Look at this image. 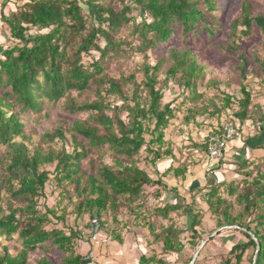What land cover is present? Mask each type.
Masks as SVG:
<instances>
[{
    "label": "trees",
    "instance_id": "trees-1",
    "mask_svg": "<svg viewBox=\"0 0 264 264\" xmlns=\"http://www.w3.org/2000/svg\"><path fill=\"white\" fill-rule=\"evenodd\" d=\"M9 1L4 0L1 5V21L9 28V36L3 35L14 42L6 47L0 43V148H3L0 149V190L4 189L17 204L10 203L7 208L0 204V264H29V255L47 243L68 254L63 264H85V256L74 250L81 238L79 227H70L63 222L65 212L59 216L54 208H39L40 198L48 197L46 184L51 176L44 166L54 165L58 185H74L76 200L71 199V213L78 219L91 213L115 212L123 200L135 203L141 199L145 186L159 184L161 181L153 180L135 160L144 146L147 153L152 154L149 161L152 166L165 157L175 158L169 148L162 152L160 147L155 149L146 140V134L150 132L153 134L151 143L162 146L165 129L174 117L171 104L162 105L163 91L157 87L159 61L154 66L146 63L142 67L144 80L141 83L136 82L134 74L122 78L110 76L105 72L103 61L122 59L129 54L130 48L147 56L148 51L171 43L179 33L189 36L203 21L208 25L204 29L212 34L211 26L214 25L207 20L203 6L207 10L213 9V0H113L109 3L85 0L88 14L81 6V0H26L6 14L4 10ZM137 16L141 18L138 23ZM131 22L136 23L138 46L128 44L120 36L121 30ZM254 24L264 33V14L254 15L251 4L245 1L232 28L237 32L242 25L245 27L243 34L249 35ZM235 45L239 51L240 46ZM94 51L99 53L98 58L86 65L84 57ZM170 54L174 63L167 70L168 76L181 73V83L196 98V80L203 66L189 49L172 48ZM129 82L134 87L131 97L122 88ZM141 86L147 91L145 103L139 96ZM89 89L95 95L92 102L70 99L67 103L70 114H89L87 119L72 122L71 140L65 141V130L58 127L44 133L43 138L46 142L65 141L60 150L35 148L31 151L25 143L20 112L40 111L44 100L56 101L71 90ZM241 92L242 97L236 99L238 110L234 115L242 123L248 116L251 93L246 85L241 87ZM111 96L122 103L106 102L105 99ZM231 99L226 98L225 106L232 105ZM122 112L126 113L125 118ZM259 123L258 134L246 137V146L264 148V116ZM105 147L114 152V165L100 161L89 174L82 171V161L89 159L95 151L101 156ZM187 166L178 165L168 172L173 171L178 176ZM241 166L249 167L245 160L237 168ZM245 175L251 180L245 178L237 185L228 186L224 182H212L197 197L201 196L213 212L222 214L223 222H218L220 228L244 231L247 241L235 242L229 252L235 256V264H243V256L251 248V264H264V160ZM241 185H244L242 189L239 188ZM224 186L228 196L237 193L236 199L243 204V213L255 216L250 220L255 223L254 228L243 223L239 215L229 213L227 200L221 194ZM191 205L167 204L158 211L166 217L169 211L183 208L189 217L188 230L195 237L201 221L192 214ZM51 216L60 217L62 228H47ZM180 234V230L169 225L155 238L163 236L164 252L180 253L184 249ZM2 239H16L21 249L12 254ZM229 259L226 264H233ZM156 261L167 264L162 259L144 256L139 264ZM32 264L55 263L43 256Z\"/></svg>",
    "mask_w": 264,
    "mask_h": 264
},
{
    "label": "rangeland",
    "instance_id": "rangeland-1",
    "mask_svg": "<svg viewBox=\"0 0 264 264\" xmlns=\"http://www.w3.org/2000/svg\"><path fill=\"white\" fill-rule=\"evenodd\" d=\"M25 1L10 0L5 8V13L9 14L12 8L15 10L17 5L23 4ZM105 1L109 3L113 0ZM245 1L251 4L254 15L264 14V0H213V9L207 10L206 6H203L207 20L214 25L211 26L213 30L212 34L204 29L208 25L203 21V23L199 24L198 29L192 31L189 36L184 37L179 33L171 43L161 45L155 51H148L147 56L130 48L129 54L122 59H112L108 63L103 61V64L106 66L105 72L110 76L122 78V76L128 77L134 74L137 83H141L144 80L142 67L146 63L154 66L159 61L160 68L157 72V87L163 91L162 105L171 104L174 109V117L165 129L164 144L159 146L158 143H151L153 134L150 132L146 134L147 144L155 149L160 147L162 152L166 148H169L176 158H173V162L177 164L176 166L183 164L197 166L195 173L199 175L202 172L198 168L199 164L206 159V142L213 132H217L216 128H220L223 124L230 122L239 125L245 137L250 134V136H256L259 131L258 124H260L259 122L262 121V117L264 116V33L255 24L249 31V35L243 34L245 27L242 25L238 27L237 32L232 28V22L234 19L240 17ZM84 2L86 1L81 0V6L86 14H88V7ZM136 15L137 11L134 12V16ZM136 21V23L140 22L141 18L137 16ZM136 23L131 22L121 30L120 34L128 44H132L133 46H138L139 44V38L135 33ZM88 25H90V22ZM4 33L9 36V28L0 19V43L5 47L13 45L14 41L10 38L7 39L3 35ZM235 44L240 46L239 51L235 49ZM172 48L181 51L189 49L196 56L199 64L203 66V71L196 80L195 89L198 97L193 98L192 91L184 88L181 83V73H178L175 77L168 76L167 70L174 63V59L170 54V49ZM98 56L99 53L94 51L91 55L85 56L83 61L86 65H89ZM244 85L247 86V89L251 93V103L248 108V116L241 123L234 115V112L238 110L236 99L242 97L241 87ZM122 88L126 95L132 96V89L134 87L131 82L124 84ZM139 96L141 97V101L145 103L147 91L143 86L139 89ZM228 97L232 98V105L229 107L225 106V100ZM70 99L77 102H92L95 100V95L91 89L82 92L71 90L63 98L56 101L44 100L40 111L20 112V118L24 122L25 143L31 151L35 148L60 150L65 141L71 140L70 128L72 122L88 118V113L70 114L68 112L67 103ZM105 101H110L114 104L122 103L118 98L114 99L112 96L106 98ZM121 115L123 118L126 117L125 112H122ZM58 127L65 130L67 140L46 142L43 134L53 132ZM152 128L153 123L150 125L151 130ZM18 140L20 141L21 138H18ZM145 148L144 146L135 159L144 169L147 166H152L149 162L152 154H148ZM259 149L251 158L248 157L245 160L249 167L241 166L234 169V173L228 174L227 186L233 183L237 185L236 183L241 182L245 178L251 180L245 174L250 172L256 163L264 160V148ZM113 156L114 152L108 150L107 147L101 150V156L98 151H95L89 159L82 161V171L89 174L100 161L114 165ZM168 157L165 158L170 160L172 156ZM44 168L51 172V176L46 184L48 197L45 199L40 198L39 208L41 210H45L46 207L54 208L59 216L65 212V220L63 222L70 227H76L77 229L79 227V232L81 233V238L74 250L76 253L85 254L84 256H86L88 253H85L86 249L83 246L86 240L85 237H89L87 234L93 213L86 214L79 219L76 218L75 214L71 213L73 211L71 199L74 198L76 200L74 185H67V187L58 185L54 177V165L48 164ZM214 170L215 168L212 166L206 167L204 173L206 181L212 180L213 176L217 178ZM243 186L241 185L239 188L242 189ZM171 188L165 183L162 184L161 189L166 193L165 197L168 195H176L177 198L181 197L178 190H172ZM177 188L179 187L177 186ZM143 190L141 199L136 200L135 203L123 200L121 206L115 212L108 210L107 212L98 214L102 219V231L113 237L111 241L117 238L118 235H121L122 232H126L129 228H132V226L140 227L143 224L147 228L148 226H153V234L156 235L161 234L165 227L173 225L181 231L179 238L185 249L179 253L177 261L174 264H191L193 258H196L194 264H226L229 258L233 260V264L236 263L235 256L228 253L230 247H226L227 244L225 245L223 242V245L216 247L214 240L220 234L224 233L228 235L230 233L234 234V236H230L231 238L235 237L236 241H238L237 238H239V242L247 241V238L244 237V231L231 230L230 228L229 230H220L218 222H223L222 214L213 212L205 201L200 200L201 202H199L195 199V203L191 205L193 208L192 214L197 215V218L201 221V224L197 227V230H200L201 234L198 233L197 236L192 237V232L188 230L186 215L183 209L169 211L167 217L162 219V214L158 210L161 208L160 205L169 200V198L167 197L164 202L155 201L152 203L148 198L150 195H153V198L158 200V197H162V194L160 192L156 193L157 190L151 191L147 187ZM225 190L226 186L222 187L221 194L227 200L229 213L233 216L239 215L243 223L246 222L254 228L255 223H251L250 220L255 216L243 213V204H240L236 199L237 193L228 196ZM10 203H13V205L17 204L11 200L4 189H1L0 204L4 208H7ZM59 218L51 216L47 228H62L63 222ZM237 232H240V234L238 235ZM154 240V242H163V236L160 235V237ZM2 242L8 246L12 254H17L21 249V245L16 239H2ZM218 249L221 250L219 251ZM158 254L162 255V259H166L168 258L166 254L171 255L173 252H160ZM252 254V248L246 251L242 263L251 264ZM67 255V253L65 254L55 246H50V243H47L45 247L29 255L28 263L32 264L39 260V258L46 256L55 264H63V260ZM94 264L100 263L95 261Z\"/></svg>",
    "mask_w": 264,
    "mask_h": 264
},
{
    "label": "crops",
    "instance_id": "crops-1",
    "mask_svg": "<svg viewBox=\"0 0 264 264\" xmlns=\"http://www.w3.org/2000/svg\"><path fill=\"white\" fill-rule=\"evenodd\" d=\"M3 1L4 0H0V19H1V5ZM11 10L14 9L12 8ZM250 135H248L247 137H252ZM259 150L260 149L251 148L250 146L243 147L238 141H232L229 143L227 156L224 160H221L219 162H210L206 148V159H204L203 162L199 164L198 167L200 171H202L200 172L201 175L195 173L196 172L195 169H197V166H187V169L184 171V173L178 176H176L173 171L168 172L169 169L173 167H177L176 166L177 164L176 162L175 163L173 162L174 160L173 157H170V160H167L166 157L160 160L159 162H157L156 166H147L145 169L151 175L153 180L161 181L159 184L147 185L145 186V188L147 187L149 190L151 189V191L157 190L156 193L160 192L162 194V197H158L159 199L155 200L153 198V195H150L148 198L153 203L155 201L164 202L165 199L168 197L169 200L162 203L160 205L161 208L165 207L167 204L175 205L177 203L183 205L185 204V206H187L189 204L195 203V199L196 201L201 202L200 201L201 196L197 197L198 193L201 192L200 195L203 194L205 188L210 186L212 182L215 184L221 182L228 183V178H227L228 174L234 173L233 170L237 168L238 164H241L248 157L251 158V156L257 153V151ZM210 166L215 168L214 172L218 180L217 178H215V176H213L212 180L206 181V176L204 173L206 171V167H210ZM163 183L172 187L171 188L172 190L173 189H175L176 191L178 190L179 195L181 197L178 196L179 198H177L176 195L175 196L168 195L167 197H165L164 195L166 193L163 191V189H161ZM177 186L179 188H177ZM177 199H179V201H177ZM164 217H165L164 215H161L162 219H165L167 216L165 218ZM188 218L189 217L187 213L186 223L187 226L189 227ZM226 229L228 228L225 227L220 228V230L222 231ZM197 231L198 233L201 234V232H199L200 230ZM237 233L238 235L240 234V232ZM87 235H89V232ZM230 235L234 236V234H230V233L228 235H225L223 233L217 236L214 240L216 242L215 246L216 247L219 245L221 246L224 243L225 245L227 244L226 247L228 248L230 247L231 250L233 244L235 242H239V238H237L238 241H236V238L235 237L231 238ZM154 236L155 235L153 234V226H148L147 228V226L143 224L140 227L132 226V228H129L128 230H126V232H122L121 235H118V237L112 241H111V239L113 238L112 236H109L106 234V232L101 231L99 244L91 243L89 237L86 236L85 237L86 240L84 242L83 247L84 249H86L85 253H88L89 251L93 250L96 254V261H98L100 264H139L142 256L146 258L156 257V259H162V255L158 253L160 252L164 253L163 244H162L163 242L160 241L154 242L155 241ZM218 250L220 251L221 249ZM230 250L228 251V253L230 252ZM166 255L168 256V258H166L167 260L165 258H163L162 260L167 262V264H174L177 261L176 259L178 258L179 253L175 254V252H173V254L171 255L170 254H166ZM151 264H160V263L156 261V263H151Z\"/></svg>",
    "mask_w": 264,
    "mask_h": 264
},
{
    "label": "built area",
    "instance_id": "built-area-1",
    "mask_svg": "<svg viewBox=\"0 0 264 264\" xmlns=\"http://www.w3.org/2000/svg\"><path fill=\"white\" fill-rule=\"evenodd\" d=\"M217 132H213L207 140V152L210 162H219L227 156L229 143L238 141L241 146H246V137L239 125L234 123H225L220 128H216ZM89 240L93 244H99L100 234L102 231V220L98 214H93L89 222ZM85 264H94L96 254L93 250L89 251L85 256Z\"/></svg>",
    "mask_w": 264,
    "mask_h": 264
},
{
    "label": "water",
    "instance_id": "water-1",
    "mask_svg": "<svg viewBox=\"0 0 264 264\" xmlns=\"http://www.w3.org/2000/svg\"><path fill=\"white\" fill-rule=\"evenodd\" d=\"M195 259H196V258H193V260H192L191 264H194V262H195Z\"/></svg>",
    "mask_w": 264,
    "mask_h": 264
}]
</instances>
